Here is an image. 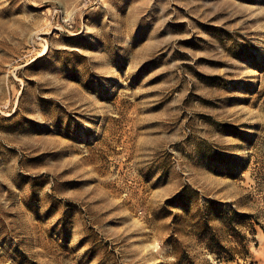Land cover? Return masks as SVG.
<instances>
[{
  "label": "rangeland",
  "instance_id": "374dc122",
  "mask_svg": "<svg viewBox=\"0 0 264 264\" xmlns=\"http://www.w3.org/2000/svg\"><path fill=\"white\" fill-rule=\"evenodd\" d=\"M182 252L264 264V0H0V264Z\"/></svg>",
  "mask_w": 264,
  "mask_h": 264
},
{
  "label": "trees",
  "instance_id": "16d2710c",
  "mask_svg": "<svg viewBox=\"0 0 264 264\" xmlns=\"http://www.w3.org/2000/svg\"><path fill=\"white\" fill-rule=\"evenodd\" d=\"M212 215L223 224L228 231L231 232L232 236L239 239V246L226 247L223 245L222 241L216 234L209 235L208 239L204 242L206 248L209 252L216 256L218 261H233L236 259V254L240 256H246L248 254L247 244L245 243L246 236L240 235L237 231L238 226L248 227V230L254 235L256 234V229L253 222L251 221V214H240L234 210H224L223 206L219 205L216 210L213 211ZM203 235L207 233L210 229L209 222L203 224ZM175 264H196L195 261L190 258L187 252H182L178 256Z\"/></svg>",
  "mask_w": 264,
  "mask_h": 264
},
{
  "label": "bare ground",
  "instance_id": "6f19581e",
  "mask_svg": "<svg viewBox=\"0 0 264 264\" xmlns=\"http://www.w3.org/2000/svg\"><path fill=\"white\" fill-rule=\"evenodd\" d=\"M44 53H45V51L42 52V54H44Z\"/></svg>",
  "mask_w": 264,
  "mask_h": 264
}]
</instances>
